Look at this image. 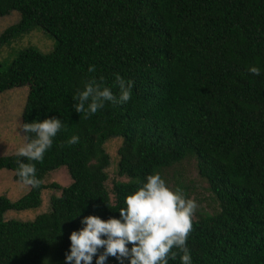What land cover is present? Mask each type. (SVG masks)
<instances>
[{
  "label": "trees",
  "instance_id": "trees-1",
  "mask_svg": "<svg viewBox=\"0 0 264 264\" xmlns=\"http://www.w3.org/2000/svg\"><path fill=\"white\" fill-rule=\"evenodd\" d=\"M11 11L19 18L0 32V46L34 26L54 44L45 53L25 47L0 66V92L26 85L20 123L56 117L65 129L31 162L40 187L13 201L0 194V264H66L82 217L119 218L147 175L185 158L217 206L193 219L192 264H264V0H0V17ZM116 74L133 81L129 101L106 102L87 119L75 111L91 77L118 95ZM73 134L79 143L68 146ZM113 137L121 140L116 174L126 179L112 181L111 202L103 143ZM60 166L70 183H44ZM17 167L15 153L0 155V168L20 181ZM47 188L59 194L45 211L3 217L38 207ZM168 264H181L179 254Z\"/></svg>",
  "mask_w": 264,
  "mask_h": 264
},
{
  "label": "clouds",
  "instance_id": "clouds-1",
  "mask_svg": "<svg viewBox=\"0 0 264 264\" xmlns=\"http://www.w3.org/2000/svg\"><path fill=\"white\" fill-rule=\"evenodd\" d=\"M95 71L94 65L88 67L89 73ZM248 71L260 75L261 70L252 65ZM113 86L118 88V95L103 77L99 80L89 78L83 90L74 97L77 102L73 108L79 114L84 113L87 119L103 109L106 102L118 105L131 99L133 81L116 74ZM18 128L23 129L24 144L15 152L16 176L22 184L39 188L41 181L36 175L35 164L31 162L43 161L53 139L65 129V125L60 119L51 117L19 123ZM65 143L75 145L79 143V136L73 134ZM60 146L64 147V144ZM197 208V202L186 197L181 188H170L158 172H153L125 197V207L119 209V218L105 220L96 215L81 218L83 227L69 235L71 243L70 251L64 257L66 264H92L93 257L95 264H106L109 256L119 264H125V260L127 264H168L169 259L175 260L178 254L181 264H192L187 240L194 230L193 216ZM44 264H47V258Z\"/></svg>",
  "mask_w": 264,
  "mask_h": 264
},
{
  "label": "rangeland",
  "instance_id": "rangeland-1",
  "mask_svg": "<svg viewBox=\"0 0 264 264\" xmlns=\"http://www.w3.org/2000/svg\"><path fill=\"white\" fill-rule=\"evenodd\" d=\"M19 14L11 11L7 15L0 17V32L10 24L17 22ZM54 39L43 31L40 27L34 26L29 32L13 38L9 43L0 46V66L7 65L16 54L25 47L31 46L38 51L45 53L52 49ZM27 86L22 85L13 87L0 92V155L15 153L18 148L22 147L24 140L22 138L21 128H18L22 107L24 105ZM120 138L113 137L107 139L103 143V148L109 157V165L106 168L107 179L105 187L108 191L110 201H113L111 193V185L114 180H125L123 176H117V148L120 145ZM162 178L166 181L170 188L177 187V184H184L188 187V191L183 190L186 197L194 199L198 208L193 216L197 213L210 212L216 209V204L212 202L210 194L205 189L203 182L196 173L194 168V160L185 158L180 163L164 169L161 173ZM57 182L61 186L68 185L70 178L64 166H60L44 175L43 182ZM28 186L16 181L12 178V171L0 168V194L5 195L9 200H16L26 193ZM50 194H59L56 189H44L41 191V202L38 207L25 210L8 209L3 213L5 219L13 218L18 220H31L36 214L47 209L48 198ZM129 247L131 245H128ZM45 258L40 264H44ZM115 258L109 256L106 264H114ZM50 261L47 258V264ZM127 264V260H125ZM92 264H95V258Z\"/></svg>",
  "mask_w": 264,
  "mask_h": 264
}]
</instances>
